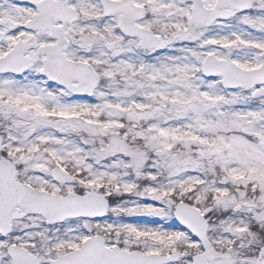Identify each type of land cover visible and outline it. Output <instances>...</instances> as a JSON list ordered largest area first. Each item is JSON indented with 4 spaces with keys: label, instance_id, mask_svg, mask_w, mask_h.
Here are the masks:
<instances>
[{
    "label": "snow or ice",
    "instance_id": "obj_1",
    "mask_svg": "<svg viewBox=\"0 0 264 264\" xmlns=\"http://www.w3.org/2000/svg\"><path fill=\"white\" fill-rule=\"evenodd\" d=\"M0 264H264V0H0Z\"/></svg>",
    "mask_w": 264,
    "mask_h": 264
}]
</instances>
